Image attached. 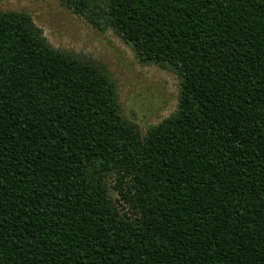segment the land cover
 Masks as SVG:
<instances>
[{
  "label": "trees",
  "instance_id": "obj_1",
  "mask_svg": "<svg viewBox=\"0 0 264 264\" xmlns=\"http://www.w3.org/2000/svg\"><path fill=\"white\" fill-rule=\"evenodd\" d=\"M61 2L177 109L142 134L103 65L0 11V264H264V0Z\"/></svg>",
  "mask_w": 264,
  "mask_h": 264
},
{
  "label": "rangeland",
  "instance_id": "obj_2",
  "mask_svg": "<svg viewBox=\"0 0 264 264\" xmlns=\"http://www.w3.org/2000/svg\"><path fill=\"white\" fill-rule=\"evenodd\" d=\"M0 11L28 13L51 46L103 65L116 86L124 119L142 134L176 111L180 82L174 72L141 63L112 29L92 27L61 0H0ZM106 181L112 197H118L113 176Z\"/></svg>",
  "mask_w": 264,
  "mask_h": 264
}]
</instances>
